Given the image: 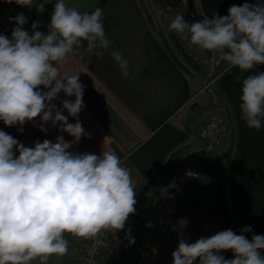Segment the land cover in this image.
Wrapping results in <instances>:
<instances>
[{"label": "clouds", "instance_id": "obj_1", "mask_svg": "<svg viewBox=\"0 0 264 264\" xmlns=\"http://www.w3.org/2000/svg\"><path fill=\"white\" fill-rule=\"evenodd\" d=\"M14 2L31 8L34 0ZM9 20L16 24L11 38L0 35V121L20 125L22 131L26 122L39 117L42 132L51 122L73 139L58 135L55 142L45 139L27 147L0 130V264H48L51 257L68 254L66 235L95 240L105 232L115 234L136 212L137 193L119 156L70 151L85 135L78 119L68 122V116L78 117L84 107V85L78 74H61L60 68L72 55L102 58L113 41L105 35L100 7L89 14L57 0L47 34L36 30L37 21L30 35L23 29L28 22L23 14ZM168 30L225 62L228 70L244 73L264 65V4L259 2L232 5L225 16H205L190 24L180 13ZM110 55L127 77L128 60L116 49ZM61 92L75 97L74 102H61L68 116L52 103ZM239 99L241 119L259 131L264 126V72L242 80ZM130 231L129 243L134 244ZM251 231L245 227L238 235L227 229L191 243L181 235L171 253L173 264H264V235L249 240L243 233ZM229 250L233 259L221 254Z\"/></svg>", "mask_w": 264, "mask_h": 264}, {"label": "crops", "instance_id": "obj_2", "mask_svg": "<svg viewBox=\"0 0 264 264\" xmlns=\"http://www.w3.org/2000/svg\"><path fill=\"white\" fill-rule=\"evenodd\" d=\"M56 2L34 0L29 8L17 5L14 0L11 3L0 0V35L11 38L16 24L14 20L10 22L9 17L18 14L27 18L23 29L30 35L32 24L37 21L36 30L47 34ZM65 2L89 14L96 7L102 8L105 35L113 41L102 58L91 53L83 59L72 55L67 65L60 68L61 74H78L79 82L84 85V107L78 117L68 116L61 103L65 99L74 102V96L67 97L61 92L52 102L68 116L69 123L78 119L85 130V135L70 151L96 155L102 151L113 152L129 169L137 193L135 214L129 216L124 230L115 234L109 232L111 249L100 263L112 264L114 259L127 254L128 230L134 238L141 223L159 208L163 195L171 189L188 155L205 141L210 111L218 103L227 108L235 131L238 191L243 209L264 230V126L259 131L248 128L241 119L239 107L242 80L255 71L264 72V65L244 73L238 68L228 70L225 62L206 52L211 63L209 74L191 76L169 51L143 0ZM245 2L264 4V0H194L196 14L208 18L214 14L225 16L232 5L242 6ZM112 49L120 51L128 60L127 77L121 74L110 55ZM213 74L215 78L208 82ZM208 83L211 87H207ZM44 126L46 133L40 130L39 117L26 122L22 131L18 130L20 125L5 126L0 121V130L27 147L45 139L55 142L58 135L69 142L73 139L58 131L59 124L54 126L48 122ZM231 175L228 165L211 161L191 186L176 226L190 243L230 229L220 211V194L230 215L238 218L231 197ZM202 193L207 196L202 197ZM66 239L69 241L68 254L53 256L48 264H81L87 243L70 235H66ZM221 254L226 259L234 258L230 250Z\"/></svg>", "mask_w": 264, "mask_h": 264}, {"label": "built area", "instance_id": "obj_3", "mask_svg": "<svg viewBox=\"0 0 264 264\" xmlns=\"http://www.w3.org/2000/svg\"><path fill=\"white\" fill-rule=\"evenodd\" d=\"M165 16L171 21L174 19L170 15ZM179 39L191 56H203L204 51L190 46L180 36ZM234 140L235 131L227 108L218 103L210 111L205 141L188 155L171 189L163 195L159 208L141 223L134 236L135 243L129 245L127 254L114 259L112 264H173L171 253L176 250L183 235L177 231V221L190 188L200 179L207 163L233 161ZM206 196L202 194V197ZM183 238L189 242L185 235ZM81 241L87 243L81 264H101V258L111 249L109 232L102 233L95 240Z\"/></svg>", "mask_w": 264, "mask_h": 264}, {"label": "rangeland", "instance_id": "obj_4", "mask_svg": "<svg viewBox=\"0 0 264 264\" xmlns=\"http://www.w3.org/2000/svg\"><path fill=\"white\" fill-rule=\"evenodd\" d=\"M143 2L145 3L147 12L155 22V28L158 32H160L169 51L177 58L178 62L183 67V69L191 76H202L209 74L211 69V63L208 59L206 51L203 52V56H191V52L183 45V43L179 39V36L175 32L168 30V25L170 24L171 20L167 19L165 15H170L172 18H175L177 14L183 13L188 8L190 0H172L170 2H168V0H143ZM196 13L197 10L194 9L193 14ZM215 75L216 74H213L211 78L208 79V82L214 79ZM207 87H211L209 86V83ZM235 156L236 153L234 155V158ZM218 162L228 165L232 173L234 159L231 163L221 161ZM202 194L207 195V193ZM232 218L240 230L247 227V225L244 223L239 214L238 218L235 219L233 216ZM244 234L250 239L252 235H257L253 230L249 233Z\"/></svg>", "mask_w": 264, "mask_h": 264}, {"label": "trees", "instance_id": "obj_5", "mask_svg": "<svg viewBox=\"0 0 264 264\" xmlns=\"http://www.w3.org/2000/svg\"><path fill=\"white\" fill-rule=\"evenodd\" d=\"M182 69H183V67H182ZM230 190H231L232 203H233L236 211L238 212V214L240 215V217L244 221V223L247 225V227H250L257 235H264V230L262 228H260L246 214L245 210L243 209V206H242V203H241V200H240V197H239V191H238L237 155L234 158V162H233V166H232V175H231ZM221 196H222V194L219 195L218 202H219V205H220V211L222 213L223 220L225 221V223L227 224V226L231 230H233L236 234H238V235L239 234H242L241 230L235 224L232 216L230 215V213L228 212V210L225 208L224 204L222 203ZM246 238H248L249 240H251L248 236H246ZM261 255H264V250H261Z\"/></svg>", "mask_w": 264, "mask_h": 264}, {"label": "water", "instance_id": "obj_6", "mask_svg": "<svg viewBox=\"0 0 264 264\" xmlns=\"http://www.w3.org/2000/svg\"><path fill=\"white\" fill-rule=\"evenodd\" d=\"M195 9V3L194 0H190L188 8L182 13L184 16V20L187 23H192L196 21L202 22L204 17L201 15L193 14V11Z\"/></svg>", "mask_w": 264, "mask_h": 264}]
</instances>
